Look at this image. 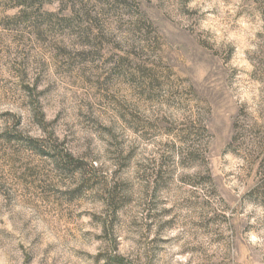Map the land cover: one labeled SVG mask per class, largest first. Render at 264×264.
<instances>
[{"label":"rangeland","instance_id":"rangeland-1","mask_svg":"<svg viewBox=\"0 0 264 264\" xmlns=\"http://www.w3.org/2000/svg\"><path fill=\"white\" fill-rule=\"evenodd\" d=\"M0 264H264V0H0Z\"/></svg>","mask_w":264,"mask_h":264}]
</instances>
